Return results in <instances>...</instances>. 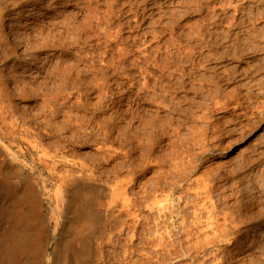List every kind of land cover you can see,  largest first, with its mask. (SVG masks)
I'll return each mask as SVG.
<instances>
[{
	"label": "rangeland",
	"instance_id": "rangeland-1",
	"mask_svg": "<svg viewBox=\"0 0 264 264\" xmlns=\"http://www.w3.org/2000/svg\"><path fill=\"white\" fill-rule=\"evenodd\" d=\"M46 1L51 2L52 0ZM92 1L53 0L50 9L44 8L40 11H34L30 7L20 19L7 20L5 27L0 30L2 49H4L5 37L8 36L11 41L16 35L24 37L20 42L21 45L19 44L13 51L5 53V50L2 52L0 48V75L5 76V88L9 93V97L5 99L8 100V104L5 102L6 108L3 115L5 119L0 117V168L2 169V171L0 169L2 172L0 176L3 177L6 174L4 172L8 173L13 170L10 175L12 177L9 176L13 187H17L13 184L16 183L19 189H23V192L26 191L27 195L24 194V196L33 197L31 199L27 197L29 200L25 206L22 203V207H24H21L22 210L29 209L27 212L29 216L27 215L25 219V229L27 228L28 232L21 240L22 248L21 245L19 247L22 250L19 249L21 258H23L21 262L24 261L22 264H79L81 263L80 257L82 261L90 260H85L86 264H196L198 261H201L202 264L203 262L204 264H264V225L257 226L253 231L248 232L247 236L239 238L235 243L234 240L231 241V245L228 241L231 238L230 235L228 237L220 236L224 241L218 236L219 239L214 235L216 239L212 235L216 239L213 240V243L210 242L211 244L207 245L206 242L203 243L204 239L200 243L204 246H202L203 248L195 246L197 248L195 249L194 246H191L193 250L190 249L187 252L183 248L181 249V234H175L173 238L166 236L167 238L165 237L166 239L163 238V240H160L158 236L155 238L154 230L164 225L160 221L161 225L158 226V213L156 210L155 213L150 211L147 207L149 201L152 200L145 197V189L143 192L140 191L145 186L138 185L142 180H150V186L152 180L149 178L153 176L151 175L152 170L147 172L145 177L137 179L136 187L131 186L130 180L134 178V174L136 176L137 168L143 162L138 158L139 154L133 151L136 142L132 139V135L135 133L137 125L141 124L139 118L133 120V112L137 111L136 103L138 102L141 108L139 106L138 112L135 113L143 115L142 118H153L156 113H159L156 115L160 116L161 114L164 117V123L162 121L161 123H163V127H167L169 139H177L179 135L178 138L185 142L184 139L189 138L187 140L190 144L186 142L187 147L185 144L181 145V155L177 157L181 158V167L185 164L184 166L189 168L187 163L191 159L194 160L192 166H196V171L194 170L189 177L200 180L204 178V184L213 186L212 198L215 207H218L214 210L216 214L222 216L228 210L234 215L235 213L239 214L237 216L238 223L244 222L238 224L236 221L234 223L238 224V228L241 226L242 230L247 229L254 220L264 216V0H120L121 7L118 5V8L114 9L110 19H107L106 16V12H108L107 0ZM88 2L91 5H96L99 16L103 17L99 23L94 21L85 9ZM70 13L75 16L70 17ZM69 24H71L70 27ZM42 29H44L43 32ZM88 29L91 30L88 32ZM85 30L87 31L85 32ZM36 31L40 32L41 37L37 36ZM30 33L37 37L36 39L33 37L32 41H26V44L25 37ZM92 33L95 35L94 37ZM96 33L99 34L98 38ZM45 34H50L48 38H50L51 46L48 44L49 48L43 44ZM112 34L120 35L118 38L121 41L119 39L111 40L113 39ZM63 37H66V40ZM37 41L40 42V45L36 48V44L33 42L37 43ZM104 50L107 52L105 53ZM75 60L76 64H74ZM108 61H111V64L107 63ZM65 70H68L69 76L63 74ZM58 73H60L59 76ZM145 79L147 80L146 84H144ZM71 81L74 83L71 84ZM100 82H103L101 83L103 85ZM154 85L157 89L153 88ZM14 88L15 93L11 94ZM152 93H156L159 98L156 99V94ZM161 99L164 101L166 99L165 103L168 105H159L158 101ZM262 100L263 102H261ZM41 104L42 106H40ZM179 104L181 109H179ZM157 105L161 110L156 111ZM163 106L164 108H162ZM168 106L169 108H167ZM147 110L155 111L148 113ZM152 114L153 116H148ZM204 115L206 117L202 119L201 116ZM12 122H15L16 126ZM173 124L180 127L177 130V137H173L174 135L171 134V130L173 132L174 128ZM7 131H9V135ZM200 133L202 134L200 135ZM22 136L26 137L25 140ZM11 139L14 142L11 143L12 145L9 144ZM169 139H163L161 145L169 142ZM179 139L177 140L179 141ZM191 142L194 144L192 145ZM171 146L168 148L171 154L166 151L167 154L169 153L167 160L172 158ZM188 146L190 147L188 148ZM157 149L151 156L152 159L154 156L160 155V148ZM2 162L6 164V167H2ZM170 166V164L165 165L164 169H168ZM155 169L154 166L153 170ZM89 172L99 180V183L106 186L104 191L92 193L93 195L100 194V196L96 195V201L102 203L104 210L107 211L102 217L99 233L96 231L99 236L96 234V237H91L92 244L89 243L90 248L88 249L86 247L88 241L85 237L87 238L86 235L91 234L96 227L87 218L80 220V223L76 219L70 220L69 224L60 223L58 215L54 211L53 201L59 187L58 178L60 175L63 177L66 173H68L66 175L72 173L79 175ZM137 173L140 174L141 171L138 169ZM120 181H123L124 184L119 183L118 185ZM191 185L188 186L191 188L198 186L195 183ZM108 187L115 190H127L126 197L129 202H125V204L120 195L115 197L111 194V196ZM127 187L132 188L128 189ZM121 190H116L117 192L114 191V193L123 192ZM137 191H140V194H136ZM136 195H139V198ZM89 196L91 197V195ZM136 199L140 201L138 206L141 207L142 212L137 210L135 213L137 207H134L133 210ZM124 204L127 208H123ZM10 205L11 200L6 203L4 208ZM239 205L243 206L240 208ZM4 208L0 209L4 210ZM208 210H204L205 212L202 214L201 220L204 222L209 216ZM152 212L156 217H153ZM137 213L140 215L139 220L141 219L142 223L139 225L135 223L134 216ZM146 217L149 219L146 220ZM187 224L190 225L191 222H187ZM2 226L11 228L0 210V230ZM173 227L171 226V229L180 231L181 225L177 223L178 228ZM209 231L211 233L212 230ZM232 232V237L235 236L232 234H238L236 230ZM26 235L28 238L25 240ZM1 237L0 239L4 240L6 238L5 236ZM24 241L25 243H23ZM58 241H62V245L69 242L68 246L67 244L63 245L64 248L61 251L62 256H68L67 261L63 260L53 248ZM192 241L190 243L194 244ZM184 244L183 247L186 246ZM170 245H173L175 250L170 248ZM143 248L145 249L143 250ZM183 251L186 256L182 253ZM81 253L84 256H80ZM204 254L207 259L202 258L205 256ZM212 254L213 256L217 254L218 259L217 256L212 257ZM219 256L223 258L224 262ZM189 259L191 262L188 261ZM6 264L20 263L15 261Z\"/></svg>",
	"mask_w": 264,
	"mask_h": 264
},
{
	"label": "bare ground",
	"instance_id": "bare-ground-1",
	"mask_svg": "<svg viewBox=\"0 0 264 264\" xmlns=\"http://www.w3.org/2000/svg\"><path fill=\"white\" fill-rule=\"evenodd\" d=\"M56 1V0H55ZM68 1V0H67ZM70 1V0H69ZM94 1V0H93ZM92 1V2H93ZM119 1L120 0H107V3H108V12H106V16H107V19H110V17H111V14H113V11H114V9L119 5ZM140 1V0H139ZM73 2V1H72ZM77 2H80V1H77ZM98 2H99V0H98ZM104 2H106V1H104ZM52 3H53V0L51 1V2H48V1H46L45 2V0H0V30H2V28H4L5 27V24H6V21L7 20H15V19H20L22 16H23V14H24V12H26V11H28L29 10V8L30 7H32V10L34 9V11H37V10H41V9H44V8H49L50 9V7H51V5H52ZM127 3V2H126ZM175 3V2H174ZM69 4V3H68ZM82 4V3H81ZM93 4V3H92ZM95 4V3H94ZM97 4V3H96ZM99 4V3H98ZM133 4V3H132ZM123 5V4H122ZM96 6V5H95ZM94 5H91V4H89V2L87 3V6H85L86 8L85 9H87V11L89 12V15H91L92 16V18H93V20L94 21H96V22H100V19L102 18V20H103V17L102 16H99L100 14H99V10H98V8L97 7H95ZM100 6V5H99ZM129 6V5H128ZM65 7V6H64ZM75 7V6H74ZM80 7V6H79ZM119 7H121L120 5H119ZM127 7V6H126ZM142 7V6H141ZM81 8V7H80ZM100 8H101V6H100ZM99 8V9H100ZM118 8V7H117ZM137 8V7H136ZM102 9V8H101ZM132 9H133V7H132ZM131 9V10H132ZM163 9V8H162ZM140 10V9H139ZM159 10V9H158ZM38 11V12H39ZM58 11V10H57ZM61 11V10H60ZM71 11V10H70ZM84 11V10H83ZM86 11V10H85ZM133 11V10H132ZM87 12V13H88ZM143 12V11H142ZM152 12H154V11H152ZM151 12V13H152ZM72 13V12H71ZM70 13V14H71ZM94 13V14H93ZM128 13V12H127ZM126 13V14H127ZM160 13V12H159ZM62 14H64V13H62ZM93 14V15H92ZM139 14V13H138ZM137 14V15H138ZM162 14V13H161ZM44 15V14H43ZM66 15V14H65ZM73 14H71L70 15V17L72 16ZM105 15V14H104ZM156 15V14H155ZM48 16V15H47ZM73 16H75V15H73ZM77 16H78V14H77ZM113 16V15H112ZM115 16V15H114ZM51 18V17H50ZM128 18V17H127ZM137 18V17H136ZM54 19V18H53ZM85 19V18H84ZM83 19V20H84ZM92 20V19H91ZM68 21H70V20H68ZM80 21V20H79ZM113 21V20H112ZM116 21V20H115ZM114 21V22H115ZM48 22V21H47ZM56 22H58V21H56ZM56 22H54V23H56ZM61 22H62V20H61ZM60 22V23H61ZM67 22V21H66ZM133 22V21H132ZM59 23V22H58ZM70 23V22H69ZM86 23H89V22H86ZM93 23H95V22H93ZM143 23V22H142ZM51 24V23H50ZM110 24V23H109ZM121 24V23H120ZM122 24H124V23H122ZM121 24V25H122ZM138 24V23H137ZM52 25H53V21H52ZM70 25L71 24H69V27H70ZM75 25V24H74ZM77 26H78V24H76ZM89 25V24H88ZM91 25V24H90ZM98 25V24H97ZM111 25V24H110ZM109 25V26H110ZM117 25H119L118 23H117ZM99 26V25H98ZM52 27V26H51ZM50 27V28H51ZM67 27H68V25H67ZM94 27V26H93ZM96 27V26H95ZM115 27V26H114ZM117 27V26H116ZM79 28V27H78ZM90 28V27H89ZM52 29H54V28H52ZM51 29V30H52ZM120 29V28H119ZM46 30V29H45ZM48 30H49V28H48ZM48 30H46V31H48ZM50 30V31H51ZM62 30H64V29H62ZM89 30H91V29H88V32H89ZM97 30V29H96ZM112 30V29H111ZM114 30V29H113ZM124 30V29H123ZM44 31V29H42V32ZM45 31V32H46ZM58 31V30H57ZM67 31H68V28H67ZM69 31H70V29H69ZM87 30H85V32H86ZM115 31V30H114ZM114 31H113V33H114ZM122 31V30H121ZM121 31H119V32H121ZM37 32V31H36ZM35 32V33H36ZM53 32V31H52ZM87 32V33H88ZM112 32V31H111ZM148 32V31H147ZM38 33V32H37ZM40 33V32H39ZM39 33L37 34V36H39V37H41L40 35H39ZM84 33V32H83ZM102 33V32H101ZM2 34V33H1ZM91 34V33H90ZM44 35V34H43ZM49 35L50 34H45V36H44V38H43V44H44V46H48V44H49V39L50 38H48L49 37ZM57 35H58V33H57ZM59 35H60V33H59ZM69 35H72V34H69ZM74 35V34H73ZM92 35H93V33H92ZM96 35H97V38L99 37V34L98 33H96ZM1 36V35H0ZM10 36V35H9ZM22 36H24V35H22ZM37 36H33V34H28V35H26V37H25V42L27 41V42H29V41H32L33 40V37H35V39H36V37ZM62 36V35H61ZM64 36V35H63ZM95 35H93V37H94ZM118 36H120V35H116V34H112V37H113V39H111V40H114V41H117V39H119L118 38ZM133 36V35H132ZM88 37V36H87ZM93 37H91V38H93ZM128 37V36H127ZM160 37V36H159ZM24 38V37H23ZM21 36H18V35H16V36H14V38H13V41H11L9 38H8V36L7 37H5V39H4V49H2L1 48V43H0V48L2 49V52L5 50V53H7L8 51H13V50H15V48L17 47V46H19V44H20V42H22V39H23ZM63 38H65V40H66V37H63ZM62 38V39H63ZM73 38V37H72ZM72 38H70V40L72 39ZM74 38H75V36H74ZM82 38V37H81ZM106 38V37H105ZM122 38V37H121ZM42 39V38H41ZM61 39V38H60ZM69 39V38H68ZM67 39V40H68ZM124 39V38H123ZM126 39V38H125ZM51 40H52V38H51ZM73 40V39H72ZM79 40V39H78ZM84 40V39H83ZM86 40V39H85ZM89 40V39H88ZM2 41V40H1ZM35 41V40H34ZM41 41V40H40ZM109 41V40H108ZM119 41H121V39H119ZM133 41H135V40H133ZM27 42H26V44H27ZM39 41H37V43L36 42H33V43H35L36 45H35V47L37 48V46H39L40 45V42L38 43ZM105 42V41H104ZM31 43V42H30ZM42 43V42H41ZM74 43V42H73ZM78 43V42H77ZM91 43V42H90ZM95 43V42H94ZM29 44V43H28ZM70 44H72V43H70ZM115 44V43H114ZM124 44V43H123ZM21 45V44H20ZM31 45V44H30ZM29 45V46H30ZM33 45V44H32ZM50 45V44H49ZM55 45V44H54ZM137 45V44H136ZM143 45V44H142ZM51 46V45H50ZM50 46H48V48L50 47ZM56 46V45H55ZM68 46V45H67ZM128 46V45H127ZM134 46H135V44H134ZM133 46V47H134ZM59 47V46H58ZM118 47V46H117ZM137 47H139V46H137ZM88 48V47H87ZM30 49V48H29ZM32 49V48H31ZM34 49V48H33ZM44 49V48H43ZM52 49V48H51ZM78 49V48H77ZM119 49H120V47H119ZM138 49V48H137ZM108 50H109V48H108ZM136 50V49H135ZM140 50V49H139ZM1 51V50H0ZM43 51H45V50H43ZM105 51V50H104ZM125 51H126V49H125ZM86 52V51H85ZM107 51H105V53H106ZM119 52V51H118ZM127 52V51H126ZM125 52V53H126ZM142 52V51H141ZM35 53H37V52H35ZM67 53V52H66ZM91 53V52H90ZM122 53H123V51H122ZM150 53V52H149ZM10 54V53H9ZM29 54V53H28ZM33 54V53H32ZM0 55H1V53H0ZM7 55V54H6ZM34 55V54H33ZM91 55V54H90ZM96 55V54H95ZM98 55V54H97ZM105 55V54H104ZM115 55V54H114ZM149 55V54H148ZM4 56V55H3ZM8 56V55H7ZM7 56H5V57H7ZM50 56V55H49ZM101 56H103V55H101ZM111 56H113V55H111ZM120 56V55H119ZM136 56V55H135ZM144 56V55H143ZM16 57V56H15ZM19 57H21V56H19ZM98 57V56H97ZM149 57V56H148ZM3 58V57H2ZM80 58V57H79ZM133 58V57H132ZM147 58V57H146ZM161 58V57H160ZM4 59V58H3ZM2 59V60H3ZM49 59V58H48ZM52 59V58H51ZM125 59V58H124ZM149 59V58H148ZM15 60V59H14ZM57 60V59H56ZM88 60V59H87ZM115 60V59H114ZM28 61H29V59H28ZM41 61V60H40ZM76 61V60H75ZM100 61V60H99ZM111 61H112V59H111ZM110 61V62H111ZM166 61V60H165ZM13 62V61H12ZM48 62H49V60H48ZM82 62V61H81ZM109 61L107 62V63H110ZM117 62V61H116ZM115 62V63H116ZM147 62V61H146ZM9 63V62H8ZM28 63H30V62H28ZM51 63V62H50ZM77 63V61L74 63V64H76ZM106 63V64H107ZM133 63V62H132ZM111 64V63H110ZM152 64V63H151ZM165 64V63H164ZM15 65V64H14ZM30 65V64H29ZM41 65V64H40ZM105 65V64H104ZM137 65V64H136ZM49 66V65H48ZM63 66H65V65H63ZM128 66V65H127ZM137 66H139V65H137ZM171 66V65H170ZM55 67V66H54ZM111 67V66H110ZM161 67H162V65H161ZM57 68V67H56ZM63 68V67H62ZM88 68V67H87ZM118 68V67H117ZM173 68V67H172ZM13 69V68H12ZM75 69V68H74ZM85 69V68H84ZM93 69V68H92ZM99 69V68H98ZM159 69V68H158ZM168 69V68H167ZM48 70V69H47ZM64 70V69H63ZM88 70V69H87ZM122 70V69H121ZM139 70H140V68H139ZM14 71V70H13ZM53 71H55V70H53ZM68 70H65L64 71V75L66 76H69L70 74H67L68 72H67ZM86 71V70H85ZM90 71V70H89ZM135 71V70H134ZM162 71V70H161ZM174 71V70H173ZM43 72V71H42ZM63 72V71H62ZM71 72V71H70ZM83 72H84V70H83ZM88 72V71H87ZM143 72V71H142ZM2 73V72H1ZM13 73V72H12ZM53 73V72H52ZM75 73H77V72H75ZM114 73V72H113ZM169 73H171V72H169ZM179 73V72H178ZM15 74V73H14ZM59 74L60 73H58V76H59ZM84 74V73H83ZM92 74V73H91ZM97 74V73H96ZM141 74V73H140ZM157 74V73H156ZM161 74V73H160ZM29 75H30V73H29ZM72 75V74H71ZM81 75H82V73H81ZM87 75V74H86ZM93 75V74H92ZM158 75V74H157ZM85 76V75H84ZM107 76V75H106ZM5 77V76H4ZM4 77L3 76H1L0 75V117L2 118V119H5V116H3L4 115V113H5V108H6V104H8V100H5L6 98H8L9 97V93H8V91L6 90L7 88H5L6 86H5V80H4ZM62 78H63V76H61ZM14 78H16V77H14ZM52 78V77H51ZM59 78V77H58ZM62 78H60V79H62ZM66 78V77H65ZM23 79V78H22ZM136 79V78H135ZM176 79V78H175ZM25 80V79H24ZM53 80V79H52ZM63 80V79H62ZM76 80V79H75ZM81 80V79H80ZM138 80V79H137ZM146 80V79H145ZM150 80V79H149ZM9 81H11V80H9ZM46 81V80H45ZM58 81V80H57ZM70 81V80H69ZM86 81V80H85ZM88 81V80H87ZM118 81V80H117ZM179 81V80H178ZM23 82V81H22ZM47 82V81H46ZM52 82V81H51ZM96 82V81H95ZM121 82V81H120ZM169 82V81H168ZM175 82V81H174ZM32 83V82H31ZM36 83V82H35ZM66 83V82H65ZM74 83V82H73ZM72 83V81H71V84H73ZM89 83V82H88ZM92 83H93V81H92ZM101 83H103V82H100V84ZM147 83V80H146V82L144 83V84H146ZM151 83V82H150ZM78 84V83H77ZM80 84V83H79ZM94 84V83H93ZM105 84V83H104ZM172 84V83H171ZM18 85V84H17ZM16 85V86H17ZM40 85V84H39ZM45 85V84H44ZM50 85V84H49ZM57 85V84H56ZM89 85V84H88ZM99 85V84H98ZM101 85H103V84H101ZM100 85V86H101ZM15 86V85H14ZM34 86V85H33ZM70 86V85H69ZM68 86V87H69ZM77 86V85H76ZM79 86V85H78ZM77 86V87H78ZM145 86V85H144ZM150 86V85H149ZM153 86V85H152ZM155 86V85H154ZM90 87V86H89ZM92 87H93V85H92ZM99 87V86H98ZM101 87H103V86H101ZM109 87V86H108ZM146 87H148V86H146ZM174 87V86H173ZM193 87V86H192ZM18 88V87H17ZM40 88V87H39ZM48 88V87H47ZM64 88V87H63ZM82 88V87H81ZM104 88V87H103ZM138 88V87H137ZM149 89H150V87H148ZM152 88V87H151ZM153 88H156L157 89V87L155 86V87H153ZM159 88V87H158ZM198 88V87H197ZM80 89V88H79ZM92 89H94V88H92ZM96 89H97V86H96ZM161 89V88H160ZM17 90V89H16ZM62 90V89H61ZM61 90H59V91H61ZM69 90V89H68ZM159 90V89H158ZM216 90H218V89H216ZM12 91V90H11ZM15 91V88H14V90L12 91V93L11 94H13V92ZM18 91H21V90H19L18 89ZM35 91V90H34ZM50 91V90H49ZM99 91V90H98ZM130 91V90H129ZM133 91V90H132ZM195 91V90H194ZM215 91V90H214ZM53 92V91H52ZM51 92V93H52ZM154 92H156L155 90H154ZM158 92H160V91H158ZM161 92H163V93H165L164 91H161ZM167 92V91H166ZM15 93V92H14ZM16 93H18L17 91H16ZM55 93V92H54ZM108 93V92H107ZM115 93V92H114ZM126 93H127V91H126ZM56 94V93H55ZM101 94V93H100ZM139 94V93H138ZM152 94H156V93H152ZM160 94H162V93H160ZM15 95V94H14ZM19 95V94H18ZM45 95V94H44ZM43 95V96H44ZM60 95V94H59ZM67 95V94H66ZM17 96V95H16ZM21 96V95H20ZM54 97H55V95H53ZM107 96V95H106ZM162 96V95H161ZM165 96V95H164ZM175 96V95H174ZM234 96V95H233ZM68 97V96H67ZM76 97V96H75ZM105 97V96H104ZM147 97V96H146ZM172 97V96H171ZM210 97V96H209ZM140 98V97H139ZM147 98H149V96L147 97ZM146 98V99H147ZM159 97H157V94H156V99H158ZM164 98V97H163ZM162 98V99H163ZM173 98V97H172ZM186 98V97H185ZM184 98V99H185ZM50 99V97L49 98H47V102H48V100ZM138 99V97L136 98V100ZM149 99H151V97L149 98ZM155 99V98H154ZM159 100L158 101V104L159 105H165V104H167V103H165L167 100L165 99V101L164 100ZM52 100H53V98H52ZM192 100V99H191ZM46 101V100H45ZM62 101V100H61ZM68 101H70V100H68ZM138 101V100H137ZM136 101V102H137ZM141 101V100H140ZM139 101V102H140ZM145 101V100H144ZM149 101V100H148ZM151 101V100H150ZM155 101V100H154ZM176 101H178V100H176ZM213 101V100H212ZM236 101V100H235ZM5 102H6V104H5ZM12 102V101H11ZM50 102V101H49ZM71 102V101H70ZM134 102H135V100H134ZM261 102H263V100L261 101ZM13 103V102H12ZM51 103H53V102H51ZM121 103V102H120ZM170 103V102H169ZM178 103V102H177ZM81 104V103H80ZM137 104V107H136V110L137 111H135V112H138V109H139V106H140V108H141V105H139V103L137 102L136 103ZM141 104V103H140ZM149 104V103H148ZM155 104V103H154ZM39 105V104H38ZM44 105H45V103H44ZM88 105V104H87ZM101 105V104H100ZM156 105V104H155ZM168 105V104H167ZM185 105V104H184ZM199 105V104H198ZM203 105V104H202ZM264 105V104H263ZM40 106H42V104L40 105ZM59 106V105H58ZM143 106V105H142ZM158 106V105H157ZM157 106H155V108L157 107ZM170 106V105H169ZM169 106L167 107V108H169ZM178 106V105H177ZM180 104H179V109H181L180 108ZM193 106V105H192ZM214 106V105H213ZM238 106V105H237ZM262 106V105H261ZM8 107H10V106H8ZM61 107V106H60ZM110 107V106H109ZM114 107V106H113ZM174 107V106H173ZM239 107H240V105H239ZM46 108V107H45ZM58 108V107H57ZM97 108V107H96ZM146 108H148V107H146ZM154 108V109H155ZM162 108H164V106L162 107ZM176 108V107H175ZM204 108V107H203ZM263 108V107H262ZM53 109V108H52ZM152 109V108H151ZM157 109V108H156ZM166 109V108H165ZM171 109H172V106H171ZM178 109V108H177ZM196 109V108H195ZM204 109H206V108H204ZM14 110H15V107H14ZM126 110V109H125ZM159 110H161V109H159V106H158V109L156 110V111H159ZM176 110V109H175ZM99 111V110H98ZM148 111V110H147ZM149 111H152V110H149ZM149 111H148V113H149ZM153 111H155V110H153ZM152 111V112H153ZM181 111V110H180ZM96 112V111H95ZM135 112H133V120L135 119L136 120V118H139L140 120V122L139 123H141L140 125H137L138 127H137V129L134 131L135 133H133V135H132V139L136 142V145L133 147V151H134V153H138L139 155H138V158L141 160V161H143V162H141L142 164H140L139 165V168H137V171H136V176H135V174H134V178H131L130 180H131V186L132 187H134L135 186V184L137 183V179H139V177H142V176H144L145 177V174L147 173V172H149V171H151L152 170V174L151 175H153V176H151L149 179H151L152 180V182H151V184H150V186H149V181L150 180H147V181H144V180H142V181H144V182H142V181H140V183L138 184L139 186H140V184L141 185H144L145 187L142 189V190H140V189H138V190H140V191H142L143 192V190H144V193L146 194L145 195V197H147L148 199H150V200H152V201H149L148 203V205H147V207L149 208V210L150 211H154V213H155V210H156V212L158 213V220H159V222H157L158 223V226L159 225H161V224H163L162 226L163 227H161V228H156L155 230H154V237L155 236H158L159 237V239L160 240H163V238H165L166 236L167 237H172L173 238V235H175V234H181V243H182V245H183V243H185L184 245H186L185 247H183L182 245H181V249L183 248L184 250H186L185 252H187V251H189L190 249H192L193 250V247H191V246H196V247H199V248H203L204 246L203 245H201L200 243H201V241H203L204 239H205V241H203V243L204 242H206V244L208 245H210L211 243L210 242H212L213 243V240H216L218 237L220 238V236H225V237H228L229 235H230V237L231 238H229V244L231 245V241L233 242V240H234V243H235V241H238V239L239 238H242L243 236H247V234H248V232H250V231H253V229L254 228H256L257 226H260V225H264V216H262L261 218H259L258 220H254L253 222H252V224H249L250 226L247 228V229H244V230H242V229H240L241 228V226H240V228H238L239 226H237L238 224H240V223H238V215H236V213H235V215L234 214H232V213H230V211L228 210V211H226L227 213H223L222 214V216H220L219 214H216L215 213V208H218V207H215V204H214V202H213V198H212V193H213V186H211V184L210 185H208L206 182V184H204V178H202V180H200V179H192V178H190L189 177V175L190 174H192V172L196 169V166L194 165V166H192V163L194 162V160H189V162L187 163L188 165H189V168L188 167H186V166H184L183 165V167H185V168H183V167H181V158H179V157H177V156H180L181 155V145H183V144H185L186 142H187V144H190V142H188V140H189V138H187V139H184V140H186L185 142L184 141H181V138L179 139L178 137H179V135L177 134V130H178V128H180V127H176L177 125L175 124H173L174 126V128H173V132H172V130H171V134L172 135H174L173 137H177V135H178V137H177V139H179V141L177 140V139H169L168 138V136H167V127L165 128V127H163L164 125H163V120H165L164 119V117H162L161 116V114H160V116L159 115H156V114H159V113H156V114H154V116H153V114L152 115H148V116H153V118H142L141 116H143V115H141L140 116V113H139V115H138V113H135ZM163 112V111H162ZM169 112H170V110H169ZM176 113L178 112V110L177 111H175ZM184 112V111H183ZM194 112V111H193ZM205 112V111H204ZM124 113H126V112H124ZM135 113V114H134ZM147 113V112H146ZM147 113V114H148ZM155 113V112H154ZM171 113V112H170ZM179 113H181V112H179ZM178 113V114H179ZM197 114H199V113H197ZM137 115V116H136ZM176 115V114H175ZM17 116V115H16ZM53 116V115H52ZM121 116V115H120ZM192 116V115H191ZM200 116V115H199ZM15 117V116H14ZM110 117V116H109ZM119 117V116H118ZM123 117V116H122ZM145 117V116H144ZM169 117H170V114H169ZM175 117V116H174ZM202 117V119H204L203 117H206L205 115L204 116H201ZM163 118V119H162ZM166 118H168V117H166ZM191 118V117H190ZM147 119V120H146ZM169 119V118H168ZM167 119V120H168ZM171 119V118H170ZM175 119H176V117H175ZM174 120V119H173ZM181 120V119H180ZM200 120V119H199ZM206 120H207V118H206ZM210 120V119H209ZM161 121L163 122V123H161ZM169 121V120H168ZM172 121V120H171ZM177 121V120H176ZM1 122V121H0ZM123 122V121H122ZM130 122V121H129ZM137 122V121H136ZM167 122V121H166ZM199 122V121H198ZM203 122V121H202ZM13 123V122H12ZM15 123V122H14ZM13 123V124H14ZM20 123V122H19ZM18 123V124H19ZM128 123V122H127ZM139 123H137V124H139ZM2 124V123H1ZM6 124V123H5ZM17 124V123H16ZM130 124V123H129ZM168 125H169V122L167 123ZM12 125V124H11ZM15 125V124H14ZM58 125V124H57ZM61 125V124H60ZM74 125H75V123H74ZM167 125V126H168ZM178 125H179V123H178ZM180 125H181V123H180ZM16 126V125H15ZM69 126H71V125H69ZM81 126V125H80ZM86 126V125H85ZM202 126V125H201ZM3 127V126H2ZM171 127H172V125H171ZM185 127V126H184ZM20 128V127H19ZM75 128H77L76 126H75ZM109 128V127H108ZM132 128V127H131ZM169 128H170V126H169ZM197 128H198V126H197ZM213 128V127H212ZM212 128H211V131H212ZM2 129H4V128H2ZM9 129V128H8ZM63 129V128H62ZM71 129V128H70ZM99 129V128H98ZM5 130V129H4ZM81 130V129H80ZM169 130V129H168ZM196 130V129H195ZM94 131V130H93ZM182 131V130H181ZM197 131V130H196ZM3 132V131H2ZM8 132V135H9V131H7ZM7 132H5V133H7ZM11 132V131H10ZM41 132H43V131H41ZM76 132H77V130H76ZM117 132V131H116ZM199 132H200V130H199ZM203 132V131H202ZM206 132V131H205ZM4 133V132H3ZM22 133V132H21ZM20 133V134H21ZM53 133V132H52ZM73 133V132H72ZM94 133V132H93ZM180 133V132H179ZM194 133V132H193ZM19 134V135H20ZM26 134V133H25ZM47 134V133H46ZM58 134V133H57ZM202 133H200V135H201ZM7 135V134H6ZM7 135V136H8ZM29 135V134H28ZM61 135V134H60ZM84 135V134H83ZM110 135V134H109ZM169 135V134H168ZM176 135V136H175ZM7 136H5L6 138H8ZM10 136H13V135H11L10 134ZM71 136V135H70ZM114 136V135H113ZM15 137V136H14ZM30 137V136H29ZM56 137V136H55ZM68 137V136H67ZM94 137V136H93ZM171 137V136H170ZM206 137V136H205ZM15 138H17V136L15 137ZM15 138H13V139H15ZM22 138H23V136H22ZM24 138H26V137H24ZM23 138V139H24ZM68 138H70V137H68ZM74 138V137H73ZM128 138V137H127ZM197 138V137H196ZM13 139H11L12 141H8L9 142V144L10 145H12L11 143L13 142ZM39 139V138H38ZM80 139V138H79ZM82 139V138H81ZM167 140V139H169L170 141L168 142L167 141V143H165V144H163V145H161V141L162 140ZM190 139H192V138H190ZM25 140V139H24ZM29 140V139H28ZM71 140V139H70ZM103 140V139H102ZM112 140V139H111ZM163 140V141H164ZM193 140V139H192ZM206 140V139H205ZM212 140V139H211ZM98 141V140H97ZM109 141V140H108ZM196 141V140H195ZM16 142V141H15ZM82 142V141H81ZM87 142V141H86ZM110 142V141H109ZM14 143V142H13ZM40 143V142H39ZM205 143V142H204ZM44 144V143H43ZM191 144H192V142H191ZM194 144V143H193ZM192 144V145H193ZM33 145V144H32ZM40 145H42V144H40ZM170 145H172L171 147H172V158H170V159H168L167 160V155L169 154H167V152L169 151L168 150V148L170 147ZM200 145V144H199ZM212 145V144H211ZM7 146V145H6ZM185 146L187 147V145L185 144ZM191 146V145H190ZM190 146H188V148L190 147ZM197 146V145H196ZM67 147V146H66ZM96 147H98V146H96ZM183 147V146H182ZM209 147V146H208ZM28 148V147H27ZM115 148V147H114ZM156 148H160V155L159 156H154V158L152 159V155H154V153L156 152ZM120 149V148H119ZM157 149V150H158ZM192 149V148H191ZM201 149V148H200ZM33 150V149H32ZM44 150V149H43ZM184 150V149H183ZM13 151V150H12ZM105 151V150H104ZM107 151V150H106ZM132 151V152H133ZM167 151V152H166ZM187 151H189V150H187ZM158 152V151H157ZM170 152V151H169ZM190 152V151H189ZM200 152V151H199ZM205 152V151H204ZM68 153V152H67ZM170 154H171V152H170ZM39 155V154H38ZM164 155H165V157H164ZM187 155V154H186ZM5 156V155H4ZM16 156V155H15ZM71 156V155H70ZM75 156V155H74ZM79 156H81V155H79ZM189 156H191V155H189ZM77 157V156H76ZM72 158V157H71ZM105 158V157H104ZM195 159H197V158H195ZM200 159V158H199ZM102 160V159H101ZM133 160V159H132ZM3 161V160H2ZM86 161V160H85ZM100 161V160H99ZM152 161H153V163H152ZM33 162V161H32ZM46 163V162H45ZM44 163V164H45ZM95 163H97V162H95ZM153 164V166H152V164ZM43 164V165H44ZM171 165L168 169H164L165 167V165ZM247 164V163H246ZM12 165V164H11ZM59 165V164H58ZM86 165V164H85ZM89 165V164H88ZM3 166H5L6 167V164L5 163H3L2 162V167ZM16 166V165H15ZM81 166V165H80ZM154 166L156 167V169L155 170H153V168H154ZM49 167V166H48ZM126 167V166H125ZM4 168V167H3ZM10 168V167H9ZM56 168V167H55ZM70 168V167H69ZM98 168V167H97ZM129 168V167H128ZM167 168V167H166ZM1 169V168H0ZM83 169L85 170V167H83ZM89 169V168H88ZM87 169V170H88ZM138 169L141 171V173L140 174H138L137 172H138ZM8 170V169H7ZM7 170H5V171H7ZM48 170V169H47ZM64 170V169H63ZM67 170V169H66ZM118 170V169H117ZM1 171H2V169H1ZM13 170H11V172H12ZM86 171V170H85ZM88 171H91V170H88ZM129 171V170H128ZM196 171V170H195ZM204 171V170H203ZM3 172H4V170H3ZM11 172H4V173H6V174H4V176L2 177V176H0V208H4L5 207V205H6V203L9 201V200H11V205L10 206H8V207H6V208H4V210L3 209H0L2 212H3V214H4V216H5V218H6V223H9L10 225H11V228H4L3 226H2V228H1V230H0V236H5L4 238H5V240L3 239H0V263H2V264H6V263H10V262H18V263H20V264H22V262H24V261H22L21 262V260L23 259V258H21V255H20V250H21V248H22V246H23V244H22V238L24 237V234L26 233L27 234V230L25 229V227H26V225H25V222H26V216L28 215V213L27 212H29V209L27 210V208L26 209H24V210H22L21 209V207H22V203H24V206L26 205V202H27V200H29V198L31 199V197L28 195L27 197H29L28 199H27V197H26V191L25 192H23V189H19V187H18V185H16V183H13L15 186H17L16 188H14L13 187V185H12V182H11V180H10V178H9V176L12 174ZM82 172V171H81ZM107 172V171H106ZM219 172V171H218ZM0 173H2V172H0ZM14 173H15V171H14ZM70 173H71V171H70ZM86 173V172H85ZM135 173V172H134ZM207 173H208V171H207ZM2 174V175H3ZM65 174V173H64ZM66 174H68V173H66ZM65 174V176H63V177H60L59 176V178H58V185H59V187L56 185V187H58V189H57V191H56V195H55V198H54V201H53V203H54V208H55V213H57V218H58V221H60V223H62V224H67L68 222H70V220H74V219H76L78 222L80 221V220H83V219H85V218H87V220L90 222V223H93L92 225H94V227H96V229L91 233V234H87L86 236H87V238L85 237V239L88 241V243H87V248L89 249L90 247H89V243L91 242V237H96V234L98 235V233H99V231H100V225H101V221H102V217L104 216V213L107 211H105L104 210V207H103V205H102V203H99V201H98V203H97V201H96V195H99L100 196V194H94L93 195V193L95 192V193H100L102 190L104 191V189L106 188V186H104V184H101V183H99V180L91 173V172H89V173H87V174H79V175H74L73 173L72 174H70V175H66ZM107 174V173H106ZM113 174V173H112ZM1 175V174H0ZM21 175V174H20ZM29 175V174H28ZM63 175V174H62ZM120 175V174H119ZM58 176V175H57ZM114 176V175H113ZM116 176V175H115ZM208 176V175H207ZM214 176V175H213ZM221 176V175H220ZM10 177H12V176H10ZM209 177V176H208ZM222 177V176H221ZM228 177V176H227ZM32 178V177H31ZM104 178V177H103ZM111 178V177H110ZM128 178H130V177H128ZM201 178V177H200ZM55 179H57V178H55ZM32 180V179H31ZM53 180V179H52ZM22 181V180H21ZM218 181V180H217ZM258 181V180H257ZM15 182V181H14ZM26 182V181H25ZM111 182V181H110ZM115 182V181H114ZM188 182V183H187ZM119 183H123L124 184V182L122 181H120V182H118V185H119ZM197 184L195 187L196 188H191V184ZM211 183V182H210ZM22 184V183H21ZM117 184V183H116ZM122 184V185H123ZM130 184V183H129ZM146 184H148V186H146ZM253 184V183H252ZM121 185V184H120ZM128 185V184H127ZM188 185H191V186H188ZM109 186V185H108ZM125 186V185H124ZM186 186H188V187H186ZM216 186V185H215ZM214 186V187H215ZM224 186V185H223ZM45 187V186H44ZM55 187V188H56ZM121 187V186H120ZM132 187H127L128 189H131ZM136 187V186H135ZM117 188H118V186H117ZM114 188H109L108 187V190L109 191H111V193H110V195L112 194L113 196H115V197H117V196H121L122 197V199H124V203L125 202H129L128 201V198L126 197V191H123V190H121V189H116V190H121V191H123V192H121V193H116L117 191L114 189ZM237 189V188H236ZM26 190V189H25ZM34 190V189H33ZM109 191H108V193H109ZM114 191H116L115 193H114ZM134 191V190H133ZM140 191L138 192H136V194H140ZM218 191V190H217ZM93 192V193H92ZM129 192H131V191H129ZM141 192V193H142ZM53 193V192H52ZM92 193V194H91ZM24 194H26L25 196H24ZM134 194H135V192H134ZM228 194V193H227ZM89 195H91V197L89 196ZM105 195H106V193H105ZM111 195V196H112ZM142 195V194H141ZM160 195V196H159ZM216 195V194H215ZM34 196V195H33ZM95 196V197H94ZM108 196V195H107ZM135 196V195H134ZM139 196V195H138ZM137 195H136V197H138ZM143 196H144V194H143ZM159 196V197H158ZM51 197V196H50ZM106 197V196H105ZM135 197V198H136ZM141 197V196H140ZM158 197V198H157ZM33 198V197H32ZM99 198V197H98ZM97 198V199H98ZM139 198V197H138ZM152 198H154V199H152ZM100 199V198H99ZM114 199V198H113ZM34 200V199H33ZM37 200V199H36ZM104 200V199H103ZM115 200V199H114ZM138 200V201H137ZM142 200V199H141ZM143 200H144V198H143ZM32 201V200H31ZM146 201H148V200H146ZM201 201V202H200ZM219 201V200H218ZM102 202V201H101ZM121 202V201H120ZM134 202V201H133ZM140 201H139V199H136V201L134 202V206H133V210H134V207L136 208L135 209V213L137 212V210H140L141 209V207H139L138 205L140 204L139 203ZM142 202V201H141ZM242 202V201H241ZM30 203V202H29ZM98 204L97 206H95L96 204ZM104 203V202H103ZM114 203V202H113ZM147 203V202H146ZM145 203V204H146ZM109 204H111L110 203V201H109ZM126 204V203H125ZM125 204H124V206H125ZM209 204V205H208ZM53 205V204H52ZM113 205V204H112ZM131 205V204H130ZM23 206V207H24ZM123 206V208H127L126 206L124 207ZM143 207H144V204L142 205ZM240 206V208L243 206V205H239ZM238 206V207H239ZM245 206V205H244ZM22 207V208H23ZM53 207V206H52ZM234 207V206H233ZM41 208V207H40ZM32 209V208H31ZM106 209V208H105ZM111 209V208H110ZM114 209V208H113ZM147 209V208H146ZM209 209V210H208ZM223 209H225V208H223ZM239 209V208H238ZM237 209V210H238ZM252 209V208H251ZM143 210V209H142ZM148 210V209H147ZM206 210H208V214H209V216L208 217H206V220H205V222L203 221V220H201L202 219V217H203V215L202 214H204L203 212H205ZM220 210V209H219ZM222 210V209H221ZM53 211V212H54ZM111 211V210H110ZM117 211V210H116ZM132 211V210H131ZM223 211V210H222ZM232 211V210H231ZM235 211V210H234ZM31 212V211H30ZM125 212V211H124ZM134 212V211H133ZM140 212H142L141 210H140ZM224 212V211H223ZM229 212V213H228ZM263 212V211H262ZM113 213V212H112ZM117 213V212H116ZM139 213V212H138ZM135 214V220H136V224L137 225H139V224H142L141 223V219L139 220V214ZM218 213V212H217ZM151 214H153V212L151 213ZM207 214V213H206ZM206 214L204 215V218H205V216H206ZM207 214V215H208ZM254 214V213H253ZM41 215V214H40ZM250 215V214H249ZM264 215V214H263ZM29 216V215H28ZM114 216V215H113ZM112 216V217H113ZM120 216V215H119ZM152 217V216H151ZM150 217V218H151ZM153 217H156V216H154V214H153ZM220 217H222V220H220ZM249 217V216H248ZM156 218V219H157ZM42 219V218H41ZM41 219H40V221H41ZM60 219V220H59ZM105 219V218H104ZM113 219V218H112ZM116 219V218H115ZM119 219V218H118ZM143 219V218H142ZM145 219V218H144ZM149 218L148 217H146V220H148ZM155 219V220H156ZM188 219H190V220H188ZM255 219V218H254ZM44 220V219H43ZM42 220V221H43ZM75 220V221H76ZM110 220V219H109ZM62 221V222H61ZM76 221V222H77ZM143 221V220H142ZM152 221H154V220H152ZM157 221V220H156ZM160 221H162V223L160 222ZM236 221H237V225L235 224L236 223ZM28 222V221H27ZM74 222V221H73ZM86 222V221H85ZM123 222V221H122ZM187 222H191V224L189 225V224H187ZM235 222V223H234ZM244 222V221H243ZM242 222V223H243ZM80 223V222H79ZM89 223V224H90ZM109 223V222H108ZM159 223H161V224H159ZM177 223H178V225H181V227H179V229H180V231L177 229L178 227H177ZM203 223H204V225H203ZM28 224V223H27ZM69 224V223H68ZM82 224V223H81ZM80 224V225H81ZM104 224V223H103ZM147 224V223H146ZM233 224H235V225H233ZM112 225V224H111ZM38 226H39V224H38ZM110 226V225H109ZM108 226V227H109ZM115 226V225H114ZM117 226V225H116ZM171 226H174L177 230H174V229H171ZM9 227V226H8ZM75 227V226H74ZM82 227V226H81ZM89 227V226H88ZM94 227H93V229H94ZM140 227V226H139ZM155 227V226H154ZM173 227V228H174ZM30 228V227H29ZM78 228V227H77ZM112 228V227H111ZM118 228V227H117ZM144 228V227H143ZM236 228V229H235ZM238 228V229H237ZM65 229V228H64ZM82 229H83V227H82ZM116 229V228H115ZM212 230L211 231V233H210V231L209 230ZM236 230V232L238 233L237 235L236 234H232V235H235V236H231V233H233L232 231H235ZM26 231V232H25ZM98 233H97V232ZM142 231V230H141ZM150 231V230H149ZM111 232V231H110ZM120 232V231H119ZM144 232V231H143ZM90 233V232H89ZM104 233V232H103ZM106 233V232H105ZM130 233V232H129ZM146 233H147V231H146ZM82 234V233H81ZM86 234V233H85ZM149 234V233H148ZM151 235V234H150ZM211 235V236H210ZM214 235H216V239L213 237ZM28 235H26V237L24 238L25 240H26V238H28L27 237ZM99 236V235H98ZM122 236V235H121ZM152 236H153V234H152ZM260 236V235H259ZM166 237V238H167ZM84 238V237H83ZM82 238V239H83ZM156 238V237H155ZM165 238V239H166ZM168 238V239H169ZM185 238V239H184ZM218 238V239H219ZM61 239V238H60ZM167 239V240H168ZM221 240H222V238H220ZM224 239V238H223ZM228 239V238H227ZM59 240V239H58ZM84 240V239H83ZM106 240V239H105ZM145 240V239H144ZM192 240H195V241H192ZM226 240V239H225ZM69 241V240H68ZM86 241V242H87ZM93 241V240H92ZM99 241V240H98ZM194 242V244H191L190 242ZM222 241H224V240H222ZM43 242V241H42ZM61 242L62 241H58L57 243H56V245H55V247H53V248H55V250L57 251V253H59V255H60V257H62L63 258V260H66L67 259V257L68 256H66V255H64V256H62V250H63V245H65V244H67V243H65V244H61ZM70 242V241H69ZM69 242H68V244H69ZM114 242V241H113ZM166 242H168V241H166ZM177 242V241H176ZM216 242V241H215ZM214 242V243H215ZM218 242H219V240H218ZM221 242V241H220ZM21 243V244H20ZM23 243H25V241L23 242ZM64 243V242H63ZM101 243V242H100ZM105 243V242H104ZM155 243V242H154ZM202 243V244H203ZM233 243V244H234ZM244 243V242H243ZM262 243V242H261ZM68 244H67V246H68ZM91 244H92V242H91ZM162 244H163V242H162ZM169 244V243H168ZM206 244H204V245H206ZM20 245H21V248H19L20 247ZM41 245V244H40ZM174 245V244H173ZM172 245V246H173ZM178 245V244H177ZM180 245V244H179ZM225 245V244H224ZM84 246V245H83ZM156 246V245H155ZM171 246V245H170ZM170 247V248H173V247ZM203 246V247H202ZM239 246V245H238ZM115 247V246H114ZM120 247V246H119ZM152 247V246H151ZM165 247V246H164ZM167 247H168V245H167ZM177 247V246H176ZM195 247V249H197ZM207 247V246H206ZM233 247V246H232ZM241 247V246H240ZM68 248V247H67ZM72 248V247H71ZM113 248V247H112ZM169 248V249H170ZM213 248V247H212ZM219 248V247H218ZM262 248V247H261ZM20 249V250H19ZM76 249V248H75ZM85 249V248H84ZM127 249H131V248H127ZM145 248H143V250H144ZM168 249V248H167ZM174 250H175V248H173ZM240 249V248H239ZM242 249V248H241ZM264 249V248H263ZM95 250V249H94ZM141 250V249H140ZM173 250V251H174ZM212 250V249H211ZM210 250V251H211ZM22 251V250H21ZM38 251H39V248H38ZM97 251V250H96ZM139 251V250H138ZM200 251V250H199ZM209 251V250H208ZM230 251V250H229ZM67 252V249H66V251H65V253ZM115 252V251H114ZM154 252V251H153ZM204 252V251H203ZM214 252V251H213ZM240 252H242L241 250H240ZM41 253V252H40ZM55 253V252H54ZM56 253V254H57ZM64 253V252H63ZM64 253V254H65ZM95 253V252H94ZM164 253V252H163ZM180 253V252H179ZM178 253V254H179ZM182 253H184V251L182 252ZM189 253V252H188ZM194 253V252H193ZM192 253V254H193ZM196 253V252H195ZM212 253V252H211ZM227 253V252H226ZM253 253V252H252ZM39 254V253H38ZM99 255H100V252L98 253ZM107 254V253H106ZM130 254V253H129ZM141 254V253H140ZM145 254V253H144ZM187 254V253H186ZM190 254V253H189ZM199 254V253H198ZM198 254H197V256H198ZM213 254H215V253H213ZM213 254L211 255L212 257H214L213 256ZM69 255V254H68ZM80 255V254H79ZM96 255V254H95ZM116 255V254H115ZM184 255H185V253H184ZM195 255V254H194ZM205 255V254H204ZM246 255V254H245ZM34 256H36V255H34ZM76 256V255H75ZM80 256H84V255H82V253H81V255ZM106 256V255H105ZM111 256V255H110ZM145 256V255H144ZM186 256V255H185ZM199 256H201V255H199ZM209 256H210V253H209ZM208 256V257H209ZM216 256H217V254H216ZM215 256V257H216ZM59 257V258H60ZM96 257V256H95ZM188 257H189V255H188ZM193 257V256H192ZM194 257H196V256H194ZM207 256L205 255L204 257H202V258H206ZM262 257V256H261ZM39 258V257H38ZM79 258V257H78ZM77 258V259H78ZM182 258H183V255H182ZM181 258V259H182ZM197 258V257H196ZM219 258H220V256H219ZM232 258V257H231ZM264 258V257H263ZM115 259V258H114ZM141 259V258H140ZM193 258H191V260H192ZM201 259V258H200ZM200 259H198V260H200ZM207 259V258H206ZM209 259V258H208ZM214 259V258H213ZM217 259H218V256H217ZM216 259V260H217ZM220 259H222L223 260V258H220ZM233 259V258H232ZM79 260V259H78ZM85 260H87V261H90L89 259H84V261H82V258L80 257V262L81 263H79V264H86V261ZM160 260V259H159ZM171 260V259H170ZM196 260V259H195ZM194 260V261H195ZM202 260V259H201ZM221 260V261H222ZM67 261V260H66ZM70 261V260H69ZM118 261V260H117ZM177 261V260H176ZM187 261V260H186ZM188 261H190V259L188 260ZM193 261V260H192ZM215 261V260H214ZM72 262V261H71ZM74 262V261H73ZM98 262V261H97ZM108 262V261H107ZM191 262V261H190ZM196 262H197V260H196ZM195 262V263H196ZM223 262H224V260H223ZM235 262V261H234ZM238 262V261H237ZM66 263V262H65ZM75 263V262H74ZM211 263V262H210ZM233 263V262H232ZM239 263V262H238ZM243 263V262H242ZM32 264V263H31ZM55 264V263H54ZM77 264V263H76ZM90 264V263H89ZM95 264V263H94ZM100 264V263H99ZM172 264V263H171ZM188 264V263H187ZM191 264V263H190ZM196 264H202V262L201 261H198V263H196ZM203 264H204V262H203ZM206 264H209V263H206ZM228 264V263H227ZM254 264V263H253Z\"/></svg>",
	"mask_w": 264,
	"mask_h": 264
}]
</instances>
